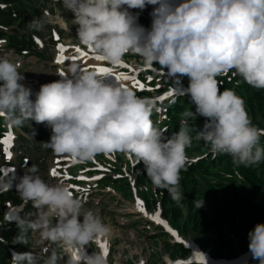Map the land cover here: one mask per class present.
I'll list each match as a JSON object with an SVG mask.
<instances>
[{
    "label": "clouds",
    "instance_id": "9594fccd",
    "mask_svg": "<svg viewBox=\"0 0 264 264\" xmlns=\"http://www.w3.org/2000/svg\"><path fill=\"white\" fill-rule=\"evenodd\" d=\"M72 13L76 38L83 47L111 65L129 53L145 65H159L180 86L194 106L185 111L179 131L170 138L151 119L155 101L140 97L131 87L108 82L96 70L68 66L60 79L33 91L20 81V64L0 55V117L13 127L26 122L45 124L51 135L45 147L55 154L87 162L98 154H131L142 163L152 185L165 189L179 202L181 172L191 164L187 155L193 141L192 117H203L195 138L210 145L213 155L227 154L237 166L264 161L260 146L264 129L253 124L245 101L233 89L221 91L217 77L232 72L252 88L264 90V0H63ZM154 6L150 28L137 23L138 13ZM31 26L42 27L34 19ZM187 78V86L183 78ZM32 165L23 175H0V193L13 188L21 200L37 209L35 219L18 215L16 243L28 244V233L45 244L43 255L13 252L10 264H60L61 244L66 264H108L103 249L81 257L80 252L110 229L65 183H46ZM195 208L203 199L194 201ZM8 219V214L5 213ZM248 249L264 264V223L248 233ZM141 264H144L141 261ZM167 264H177L168 260Z\"/></svg>",
    "mask_w": 264,
    "mask_h": 264
},
{
    "label": "trees",
    "instance_id": "16d2710c",
    "mask_svg": "<svg viewBox=\"0 0 264 264\" xmlns=\"http://www.w3.org/2000/svg\"><path fill=\"white\" fill-rule=\"evenodd\" d=\"M8 4H11L14 10H18L20 15L17 20L7 12L0 10V17L6 15L3 24L12 26V24L18 25L19 30L25 29L28 25V17L25 13L30 10V13L37 14L35 9L31 7L29 0H6ZM15 20V21H14ZM14 21V22H13ZM13 22V23H11ZM2 36L6 37L9 47L13 48H25L30 44V38L26 36L18 37L13 33H8ZM0 122V130H1ZM7 199L16 201V197L12 192L8 193ZM191 219H194L195 226L197 227V234L203 243L206 250H209V254L214 258H236L240 250L245 246V234L252 224L264 220L260 214H258L254 207L249 205L244 200L238 199L235 195L230 196L224 203V208L215 215L213 222L203 224L202 220L198 218V213H191ZM3 216L0 213V218ZM260 223V222H259ZM223 228V229H222ZM7 241H11V236H3ZM9 248L0 242V256H8Z\"/></svg>",
    "mask_w": 264,
    "mask_h": 264
},
{
    "label": "rangeland",
    "instance_id": "374dc122",
    "mask_svg": "<svg viewBox=\"0 0 264 264\" xmlns=\"http://www.w3.org/2000/svg\"><path fill=\"white\" fill-rule=\"evenodd\" d=\"M37 1H39V4L37 7H40V5H45V7L40 8V11L44 15V17L40 20L42 23V27H43V25L47 24L46 19H50L51 21H53V16L50 15V16L46 17L44 12H43V9L47 8V9L51 10V12H53V10L55 12H57V8L53 4L47 5L48 4L47 0H37ZM56 20H57L56 22L58 24L65 26V23L61 20V18L57 17ZM65 38H68L69 40L72 39L71 37H65ZM48 45H50V44H48ZM23 63L26 65V70H35L36 72L40 73L43 71V66H42L43 64L45 65L44 71L46 70V64L44 62H37V60L33 57L24 58ZM29 65H33V67H30ZM109 77H107V80ZM112 77L113 76H111V78ZM19 134H21V133H19ZM19 145L21 146V142L19 143ZM19 153L20 154L23 153V155H28L29 158L31 159L28 168H30L33 165V163H35L39 166V169L41 170L40 174H42V175L45 174L44 173L45 168L47 170L49 167H51V165L49 166V164H50L49 159L41 158V156L37 152L32 150L31 145H27L26 148L23 150L20 149ZM198 197H199L198 194H193L194 199H197ZM226 197H227L226 194L218 193L217 194V200L212 199L211 201L208 202V196L206 194H203L201 199H203L204 204L202 206L203 208L201 210H199V212H198L197 221L199 219H201L203 224L213 222L215 219L214 211L217 209V207L223 206L224 199ZM126 201H127L126 199L122 198L120 202L125 205ZM111 206L109 207V209L111 208ZM160 206H161V203H160V205H158L156 203L155 195H153L148 200V202L146 204L147 210H151L150 212L159 209ZM169 206H170V212L174 215L173 220H178V222H175V223L173 222V227L175 230L181 231V228H178V225H181V222H182L181 216H179L175 210L171 209V207L177 206V204L171 203ZM109 209H106L105 213H107ZM35 214H36V212H34L33 215H31L29 218L35 219ZM202 216H204L203 219H202ZM188 218H189V216H188ZM191 224L193 227L189 228L188 235L185 234V231L182 234L184 235L185 239H187V241L196 240L199 243V241L197 239V227L195 226V224H193V223H191ZM118 231H119V233H121L123 235L127 234L125 230H118ZM140 233L141 232H139V234ZM157 235H159V234L157 233ZM33 238H38V235L34 234ZM129 239L131 240V243H132L131 246L123 245L122 247L119 248V249H123V248L128 249L126 256L121 257L119 254H116L114 256V259L116 261L138 262L139 258L142 257L146 261H148V264H152L151 259H152L153 255H155L157 253H159L160 256L164 255V257H166V255H168V253L166 251V247H165L166 244L163 241L153 242L154 238H148L146 236H139L138 237V236H133V235H129ZM165 240L168 241L169 238L165 239ZM246 241H247V243L245 244L244 248L239 251L238 255H242L249 250L248 249L249 240L247 239ZM33 249L35 251L39 250L38 242L33 245ZM164 257H163V259H164ZM165 259H167V258H165ZM188 260H189L188 256H185L184 263L188 262ZM162 262H163V260L161 262H159L158 264H162Z\"/></svg>",
    "mask_w": 264,
    "mask_h": 264
},
{
    "label": "snow or ice",
    "instance_id": "6c2138e0",
    "mask_svg": "<svg viewBox=\"0 0 264 264\" xmlns=\"http://www.w3.org/2000/svg\"><path fill=\"white\" fill-rule=\"evenodd\" d=\"M58 47H59V49L61 50V52L63 53V52H66V49H65V46L63 45V44H59L58 45ZM89 49H91V48H89ZM93 52H94V50L93 49H91ZM76 51L77 52H81V50L79 49V48H77L76 49ZM81 55L82 56H84V55H87V53H81ZM67 59V57L65 56V55H60V57H59V59H58V63H61V64H63V63H65V60ZM73 61H75L77 58L76 57H72L71 58ZM96 59L98 60V61H103V57H100V56H96ZM96 71L99 73V74H101V75H104V76H108V75H110L111 73H110V70H109V68L108 67H98L97 69H96ZM61 74H64L63 72H61ZM115 79H116V81H120L121 79H128V77L127 76H119V75H117L116 77H115ZM139 86V88H141V89H143L144 88V84H139L138 85ZM166 95H168V96H171L172 95V93H167ZM161 98H163V97H161ZM53 177H56V176H58L59 175V172H58V169L57 168H53L52 170H51V173H50ZM137 203L138 204H141V202L140 201H137ZM141 211H144V209H143V207L141 206ZM153 219H157V220H159V217L158 216H156V217H153ZM161 223H163V221H160ZM101 247H102V249L104 250V252H105V255H107V247H106V245H101ZM178 264H182V262H178Z\"/></svg>",
    "mask_w": 264,
    "mask_h": 264
},
{
    "label": "bare ground",
    "instance_id": "6f19581e",
    "mask_svg": "<svg viewBox=\"0 0 264 264\" xmlns=\"http://www.w3.org/2000/svg\"><path fill=\"white\" fill-rule=\"evenodd\" d=\"M57 2H59V0L57 1ZM113 78V77H112ZM112 78H111V76L108 78V80L110 81V80H112ZM114 79V78H113ZM191 195L190 194H187V195H185V198H189ZM155 198H156V203L158 204V205H160V197H159V195L156 193V195H155ZM187 210L190 212V213H197L194 209H192V208H190V206H188L187 205ZM191 223H193V224H196L195 223V221H194V219H191L190 220V222L188 223L189 225V228L190 227H193L192 226V224Z\"/></svg>",
    "mask_w": 264,
    "mask_h": 264
}]
</instances>
